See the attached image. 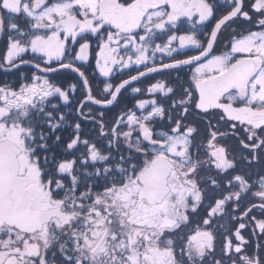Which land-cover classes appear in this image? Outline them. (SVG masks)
Segmentation results:
<instances>
[{"label": "snow or ice", "instance_id": "obj_1", "mask_svg": "<svg viewBox=\"0 0 264 264\" xmlns=\"http://www.w3.org/2000/svg\"><path fill=\"white\" fill-rule=\"evenodd\" d=\"M0 264H264V0H0Z\"/></svg>", "mask_w": 264, "mask_h": 264}, {"label": "trees", "instance_id": "obj_2", "mask_svg": "<svg viewBox=\"0 0 264 264\" xmlns=\"http://www.w3.org/2000/svg\"><path fill=\"white\" fill-rule=\"evenodd\" d=\"M4 78H6V77L4 76V74L0 73V79H4Z\"/></svg>", "mask_w": 264, "mask_h": 264}, {"label": "flooded vegetation", "instance_id": "obj_3", "mask_svg": "<svg viewBox=\"0 0 264 264\" xmlns=\"http://www.w3.org/2000/svg\"><path fill=\"white\" fill-rule=\"evenodd\" d=\"M3 74V73H2Z\"/></svg>", "mask_w": 264, "mask_h": 264}]
</instances>
